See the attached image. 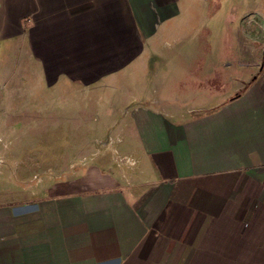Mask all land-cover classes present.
Segmentation results:
<instances>
[{"label":"crops","instance_id":"crops-1","mask_svg":"<svg viewBox=\"0 0 264 264\" xmlns=\"http://www.w3.org/2000/svg\"><path fill=\"white\" fill-rule=\"evenodd\" d=\"M205 12L216 29L253 14L264 29V0H0V60L34 62L47 86L130 72L137 103L118 126L123 160L35 200L0 192V264H264V68L206 100L202 58L153 64L151 47ZM151 94L177 111H152Z\"/></svg>","mask_w":264,"mask_h":264},{"label":"rangeland","instance_id":"rangeland-1","mask_svg":"<svg viewBox=\"0 0 264 264\" xmlns=\"http://www.w3.org/2000/svg\"><path fill=\"white\" fill-rule=\"evenodd\" d=\"M204 5L215 6V0H204ZM209 16L205 12L189 24L184 22L175 37H165L151 47L158 52L153 55L156 70L163 67L162 53H180V48L202 58L204 88L195 96L206 100L218 92L236 95L264 68L259 14L252 15L255 21L250 27L241 24L234 29H216ZM35 72L32 61L0 60V192H10L13 199H38L57 182L81 181L89 167L109 157L112 163L123 160L115 149L121 134L118 126L137 104L132 101L130 72L124 78H103L90 85L60 79L54 86H47ZM118 85L122 94L116 92ZM158 98L151 94L142 104L154 112L177 111ZM181 102V107L190 105L185 95Z\"/></svg>","mask_w":264,"mask_h":264}]
</instances>
